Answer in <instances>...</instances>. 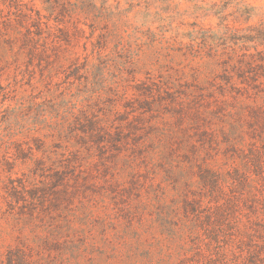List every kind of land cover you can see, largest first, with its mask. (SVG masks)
I'll return each instance as SVG.
<instances>
[{"label":"rangeland","instance_id":"obj_1","mask_svg":"<svg viewBox=\"0 0 264 264\" xmlns=\"http://www.w3.org/2000/svg\"><path fill=\"white\" fill-rule=\"evenodd\" d=\"M0 264H264V0H0Z\"/></svg>","mask_w":264,"mask_h":264}]
</instances>
